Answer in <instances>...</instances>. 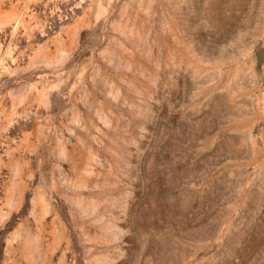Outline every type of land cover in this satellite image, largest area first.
<instances>
[{"label": "rangeland", "instance_id": "1", "mask_svg": "<svg viewBox=\"0 0 264 264\" xmlns=\"http://www.w3.org/2000/svg\"><path fill=\"white\" fill-rule=\"evenodd\" d=\"M0 264H264V0H0Z\"/></svg>", "mask_w": 264, "mask_h": 264}]
</instances>
